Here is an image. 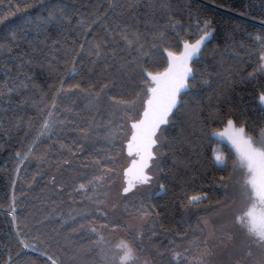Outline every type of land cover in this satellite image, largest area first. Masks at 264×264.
I'll return each instance as SVG.
<instances>
[{
    "label": "trees",
    "instance_id": "obj_1",
    "mask_svg": "<svg viewBox=\"0 0 264 264\" xmlns=\"http://www.w3.org/2000/svg\"><path fill=\"white\" fill-rule=\"evenodd\" d=\"M206 32L156 137L162 189L126 208L150 214L153 264H185L174 251L234 202L222 186L238 156L214 133L231 120L254 143L264 134V0H0V264H101L83 228L105 221L52 218L41 163L63 159L74 184L118 173L129 156L123 106L144 98L143 112L168 53ZM50 115L60 118L43 131ZM194 195L207 199L190 203Z\"/></svg>",
    "mask_w": 264,
    "mask_h": 264
},
{
    "label": "rangeland",
    "instance_id": "obj_2",
    "mask_svg": "<svg viewBox=\"0 0 264 264\" xmlns=\"http://www.w3.org/2000/svg\"><path fill=\"white\" fill-rule=\"evenodd\" d=\"M143 106L144 98L123 106L121 119L125 124V142L130 139L129 136L133 131L130 123L139 118ZM50 116L51 118L47 120L48 124L55 118H60ZM255 146L264 150V140L255 143ZM219 147L221 145L215 149L214 156L215 158L220 156L223 163L216 162L224 165L226 159L219 151ZM66 151V154H70L67 159L72 163L75 155L77 156L76 151L73 148ZM131 158L125 155L124 168L122 169V166L116 174L111 170H104L88 181H79L75 184L74 176L65 171L63 159L60 161L54 158L41 163L44 169L43 177L48 185L45 197L49 203L52 218H60L66 223H71L77 222L78 219L85 220V217L96 214L105 221L102 224L91 221L85 229L83 228L86 235L97 237L95 247L101 264H125L122 261L125 252L122 245H127V248L132 251V259L126 264L155 263L152 249L145 237V227L149 222L150 214L141 208L142 211L127 215L126 208L140 200L142 195L157 193L162 189L159 138L155 147V156L147 170L148 182L137 181L125 194L123 189L126 187V182L123 171ZM34 162L35 159L32 158L31 164ZM251 178L246 161L238 158L233 174L222 186L224 191L233 197L234 202L220 212L203 218L201 236L174 251L176 260L184 261L185 264H264V243L248 231L247 221L244 224L237 222L238 218L244 216L254 205L255 210L260 208L258 197L250 182ZM81 184L85 185L84 189L80 188ZM93 228L96 229L95 232L92 231Z\"/></svg>",
    "mask_w": 264,
    "mask_h": 264
},
{
    "label": "water",
    "instance_id": "obj_3",
    "mask_svg": "<svg viewBox=\"0 0 264 264\" xmlns=\"http://www.w3.org/2000/svg\"><path fill=\"white\" fill-rule=\"evenodd\" d=\"M201 37L194 42H184L182 51L179 54L171 53L172 56H169V53H168L169 66L166 70H164L162 73H160L157 76L158 79L156 80V84L154 86V88L158 89V92L156 93V99H155L156 103H160V104L166 103L169 91L174 86V84L179 81L180 77L185 72L184 62L175 59V57H181L182 54L185 53V45H189V46L194 45L198 40L201 39ZM211 37H212V33H211L210 37L208 39H206L200 45L199 52L196 53L191 59H188L186 61V66H187V68L191 69V72L188 73L186 76H184V82L186 84V87L182 88L176 94V103L178 101L179 95L189 87V79L193 75L192 63L194 62L195 59H197L199 57L200 52L202 51L204 45L208 42V40ZM190 50H191V48L189 47V51ZM261 96H264V95H261ZM149 99H153V93L152 92H151V96L149 97ZM259 101L264 106V102H262L260 100V98H259ZM148 107L149 106L147 103L144 111L142 112V114L140 116V118L138 120H136L134 123H139L141 120L145 119L144 112L146 109H148ZM170 113L168 114V116L170 115ZM168 116H167V119H168ZM163 125L164 124H161L160 127L156 130V134L153 137V139L155 141H157L156 140L157 134L159 133V130H160L161 126H163ZM240 128H242V127H237L234 122H233V126L231 128L227 124V126H225L223 129L215 132L214 137L216 139H218L219 141L229 143L234 148L238 158H241L244 161H246V163L248 165L247 159H245L243 156V153L247 149V144L245 143V141L250 142L251 146L253 148H258V147L255 146V143L251 138L246 136L245 130H244L243 134H241V135L237 134L238 130ZM134 135L137 137V139H135V140H133ZM130 144H131V148L129 147ZM155 144H152L150 146V148H148L146 143L140 138L139 130L133 128L130 139L126 142V153L132 157L129 165L124 169V179L126 182V187L129 184L135 185L137 183V181H139L138 177H141V176L148 177L147 169L149 168V166L151 164V160L154 156L153 149H154ZM149 151L152 154L151 159H149V155H148ZM255 167H256L257 171L255 173L251 172V177H252L251 181L253 180V178H255L256 187L254 188L252 183H251V185H252L253 191L256 195L257 190L260 187L264 186V162L257 161Z\"/></svg>",
    "mask_w": 264,
    "mask_h": 264
},
{
    "label": "snow or ice",
    "instance_id": "obj_4",
    "mask_svg": "<svg viewBox=\"0 0 264 264\" xmlns=\"http://www.w3.org/2000/svg\"><path fill=\"white\" fill-rule=\"evenodd\" d=\"M205 27L207 28V25H205ZM210 35H211L210 32H206L205 35L202 36L201 39L198 40L194 45H191V46L185 45V53L182 54L181 57H175V59L184 62L185 72L180 77L179 81L175 83L174 86L169 91L166 103H163V104L156 103L155 99H156V93L158 92V89L157 88L151 89L153 93V99H149L147 102L149 107L144 112L145 119L141 120L139 123H134L132 125L134 129L139 130L140 138L146 143L148 148H150L152 144L156 143V141L153 139V137L156 134V130L160 127L161 124L167 123L168 114L171 112L172 108L176 107V94L182 88L186 87V84L184 82V76H186L188 73L191 72V69L187 68L186 66V61L188 59H191L196 53L199 52L200 45L206 39H208ZM189 47L191 48L190 51H189ZM169 56H172V54L169 53ZM152 79L157 80L158 78L156 76H153ZM105 87H108V85H105ZM81 91H83V89H81ZM101 92H103V89L101 90ZM97 98L99 99V96ZM260 100L264 102V96H261ZM111 103L113 105H118V104H121L122 101L119 100L118 98L113 97L111 98ZM228 126L230 128L233 126V122L231 120L228 121ZM43 127L45 130L49 128V124L47 121L45 122ZM243 132H244V129L240 128L237 134L241 135L243 134ZM135 139H137V137L134 135L133 140ZM245 143L247 144V149L243 153V156L248 161L249 171L252 173H255L257 171L255 167L257 161L264 162V150H261L259 148H253L250 142L245 141ZM129 147L131 148V144L129 145ZM148 155H149V159H151L152 154L150 151ZM215 159L218 163H221V164L223 163V159L220 156H217ZM148 179L149 178L145 176L138 177V180L140 183H147ZM250 182L253 184V187L255 188L256 187L255 178H253V180ZM133 187H134L133 184H129L127 187L123 189V192L127 194ZM80 188L84 189L85 185L81 184ZM256 195L259 198L260 203L264 205V186L260 187L257 190ZM203 199H207V197L194 195L190 198L189 202L195 203ZM259 216L264 218V209H261V211L259 212ZM245 221H247L246 226L248 228V231L252 233L253 235H255L256 237H258V240L260 242L264 243V223H258L255 205L253 206L252 209H249L248 212H246L244 216L239 217L237 220V222L241 224H244ZM92 231L95 232L96 229L93 228ZM25 247H27V245H25ZM122 247L125 249L124 255L122 257V261L125 262L126 264L127 261L132 259V251L131 249L127 248V245H122ZM53 264H55V262H53Z\"/></svg>",
    "mask_w": 264,
    "mask_h": 264
},
{
    "label": "flooded vegetation",
    "instance_id": "obj_5",
    "mask_svg": "<svg viewBox=\"0 0 264 264\" xmlns=\"http://www.w3.org/2000/svg\"><path fill=\"white\" fill-rule=\"evenodd\" d=\"M264 140V135L262 136V138H261V141H263ZM222 142V141H221ZM223 143H226V142H223ZM229 144V143H228ZM258 200V205H259V207L260 208H256L257 210H256V213H257V221H258V223H264V218H262V217H260L259 216V212L261 211V209H264V205H262L261 203H260V201H259V199H257Z\"/></svg>",
    "mask_w": 264,
    "mask_h": 264
},
{
    "label": "bare ground",
    "instance_id": "obj_6",
    "mask_svg": "<svg viewBox=\"0 0 264 264\" xmlns=\"http://www.w3.org/2000/svg\"><path fill=\"white\" fill-rule=\"evenodd\" d=\"M154 147H155V146H154ZM153 152H154V149H153ZM154 156H155V152H154ZM154 156H153V157H154ZM152 159H153V158H152ZM130 161H131V160H130ZM129 163H130V162H129ZM128 165H129V164H128ZM147 170H148V169H147Z\"/></svg>",
    "mask_w": 264,
    "mask_h": 264
}]
</instances>
